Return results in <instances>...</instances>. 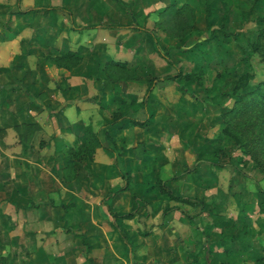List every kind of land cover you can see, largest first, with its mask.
<instances>
[{"label": "rangeland", "instance_id": "374dc122", "mask_svg": "<svg viewBox=\"0 0 264 264\" xmlns=\"http://www.w3.org/2000/svg\"><path fill=\"white\" fill-rule=\"evenodd\" d=\"M204 1L200 0V7L208 9L209 14L205 18L203 11L197 12L194 32L180 39L183 44L174 50L165 44L159 46L161 53L173 62L172 74L160 79L174 75L163 80L169 91L163 100L180 120V129L173 131V138L172 134L158 131L159 141L164 144H159L158 139L146 144L144 138L150 125L127 130L113 124L109 129L113 113L120 106L114 103L112 93H103L104 86L99 81L97 87L102 93L95 91L90 98L81 90L78 97L72 94L65 98L71 106L69 101L84 94L82 105L97 103L100 111L97 118L87 114L86 121L75 126L69 124L75 120L73 112L58 116L56 124L67 135L65 142L57 144L56 129L42 122L47 116L53 121L54 114L33 108V117H42L39 123L24 125V133L31 135L35 129L40 136L30 146L35 153H23L32 161L27 163L30 184L36 186L34 207L41 210L43 204L51 206L56 219L53 230L65 228L66 233L71 231L77 236L64 244L71 246L72 251L43 264L264 262V176L251 154L223 135L221 123L222 110L233 103L228 93L238 75L252 72V86L264 82V59L252 48L261 27L258 20L264 18V0L258 7L254 6L255 0ZM161 21L157 22L163 28L158 38L166 36L167 23ZM79 65L67 70L75 74ZM198 74L200 85L190 80ZM6 79H10L8 74ZM24 115L29 119L32 116L30 111ZM6 117L10 123L12 116ZM88 125L105 144L96 150L93 160L81 150ZM183 125L188 127L182 128ZM65 159L71 160L70 166H66ZM158 178L170 179L168 184L173 191L192 202H178L162 194ZM128 180L130 188L121 190ZM214 211L224 217L220 224ZM42 212L48 213V209ZM111 212L135 213L133 219L123 222L132 249L115 230ZM210 251L219 253L217 262H212Z\"/></svg>", "mask_w": 264, "mask_h": 264}, {"label": "crops", "instance_id": "0c3cea01", "mask_svg": "<svg viewBox=\"0 0 264 264\" xmlns=\"http://www.w3.org/2000/svg\"><path fill=\"white\" fill-rule=\"evenodd\" d=\"M197 1L0 0V19L4 20L0 22V264L50 262L52 257L72 251L71 246L64 244L77 238L71 231L66 233L65 228L53 230L56 219L52 217L51 206L42 205L41 210L47 208L48 213L34 207L36 186L30 184L27 163L32 161L25 152L35 153L30 146L40 135L35 129L31 135L24 133V125L30 127L42 117L39 115L37 121L32 115L33 108L54 114L53 121L47 116L42 122L56 129L57 144L65 142L67 135L60 132L57 117L73 112L75 120L69 121L71 126L85 122L87 114L97 118L100 112L97 103L83 106L81 99L84 94L92 98L93 92L102 93L97 87L99 81L107 96L112 93L115 98L119 93L128 103L136 101L128 117L146 120L144 127L150 125L144 138L146 144L151 139L164 144L159 141L158 131L172 134L173 138V131L180 129V120L163 100L164 93L169 91L159 79L173 71L158 53L155 39L159 40V46L165 44L174 50L183 44L180 39L190 34L183 38L164 31L166 36L158 38L163 28L157 22L159 19L163 22L167 8L174 4L179 8L185 3L195 7L196 13L203 11L206 18V8H201L200 0ZM66 51L76 52L80 57V65L76 67L79 71H74L75 74L51 60ZM153 78L156 80L151 86ZM81 90L85 93L69 101L71 106L67 105L65 98L72 94L78 97L76 94ZM21 97L23 100L19 101ZM144 99L146 105L139 106ZM124 107L118 110L124 111ZM29 111L30 119L24 115ZM6 114L12 116L10 123ZM159 120H165L164 124L159 125ZM117 125L121 127V123ZM108 126L110 129L114 125ZM133 127L138 126L124 129ZM38 256L43 257L36 259Z\"/></svg>", "mask_w": 264, "mask_h": 264}, {"label": "trees", "instance_id": "16d2710c", "mask_svg": "<svg viewBox=\"0 0 264 264\" xmlns=\"http://www.w3.org/2000/svg\"><path fill=\"white\" fill-rule=\"evenodd\" d=\"M261 1L262 0H255L254 6L258 7V3ZM206 2L208 3V0ZM176 6L177 5L174 4L172 7H169L164 11L165 18L163 20V24L167 23L164 25L165 30H169L167 31L168 34H176L179 37H184L187 34H190L195 27L194 24L197 18L196 9L189 3H185L179 8ZM208 14L209 10L206 9V18ZM258 21L261 24V27L258 30V35L255 42L252 44V48L253 52L257 53L262 59H264V18L260 17ZM158 41L159 40L155 39L157 51L168 59V57H166L159 50L160 48ZM51 60L58 66H64V68L67 69H72L74 65L77 66L80 64V57H77L76 53L73 51L62 52L61 54L51 58ZM167 61L173 65V62L170 59ZM173 77L174 75H171L166 79L159 80H167ZM253 78L254 74L249 71L243 72L236 77L235 84L231 89V92L228 93V99L233 100V103L231 107H228L221 112V123L223 124L222 133L231 139L237 146L242 148L245 152L251 154L256 167L263 173L264 176V82L256 83L254 86H252ZM155 80V78L151 79V86L154 84ZM190 80L196 82L198 85L201 84L199 74L190 77ZM151 90L152 89L149 88L147 93L150 94ZM146 101L147 99H144V101L138 103L139 106L146 105ZM114 102L119 106L125 107L124 111L116 110L113 113V121L110 123L111 125L121 123L122 128L129 126H138L143 128L146 125V120L141 121L128 117L129 109L136 103V101L133 100L132 103H128L121 97L119 93H117L115 95ZM124 119H127V121L122 123ZM84 136L85 143L81 146V150L82 152L85 150L89 156V159L93 160L96 150L98 148L105 147V145L103 144L99 133L95 132L91 125L85 127ZM65 162L66 166L71 165L70 159H65ZM169 181L170 179H157V186L159 187L162 194L178 202H192V199L176 194L172 187L168 184ZM128 188H130L129 180L127 181L126 187L121 190H127ZM214 213L215 216L218 217V220L216 219L217 224H220L219 221H223L224 217L219 215L216 211H214ZM111 214L113 216L112 223L115 230L119 233L122 241L128 246V248L132 249L133 244L124 228L123 222L125 219H133L135 217V213L118 214L111 212ZM167 214L168 211L164 213L165 216ZM226 249L229 250V247ZM210 252L212 253V251ZM212 256V262H217L219 253L214 252L212 253ZM256 264H264V262L258 260Z\"/></svg>", "mask_w": 264, "mask_h": 264}]
</instances>
